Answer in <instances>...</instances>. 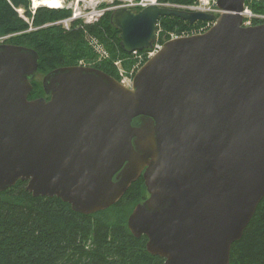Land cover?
<instances>
[{
	"label": "water",
	"instance_id": "1",
	"mask_svg": "<svg viewBox=\"0 0 264 264\" xmlns=\"http://www.w3.org/2000/svg\"><path fill=\"white\" fill-rule=\"evenodd\" d=\"M246 0L221 14L155 5L117 8L125 54L153 48L158 21L213 22L165 42L130 86L101 70L61 67L29 99L39 57L0 43V193L25 182L89 216L143 179L148 197L127 219L163 264H230L264 197V23L243 27Z\"/></svg>",
	"mask_w": 264,
	"mask_h": 264
},
{
	"label": "trees",
	"instance_id": "2",
	"mask_svg": "<svg viewBox=\"0 0 264 264\" xmlns=\"http://www.w3.org/2000/svg\"><path fill=\"white\" fill-rule=\"evenodd\" d=\"M172 6H189L195 0H160ZM254 14L264 15V1L248 5ZM23 10V16L19 11ZM71 10L38 8L30 11V0H0V37L4 44L33 49L39 57L37 75L92 61V41L107 58L92 68L121 80L114 65L121 61L126 70L136 62L120 46L118 31L105 13L97 23L73 21L68 29L55 25L70 18ZM263 23L253 21V26ZM52 26H48L51 25ZM205 22L189 24L173 16L158 21V40L190 35ZM94 54V55H93ZM136 55L135 57H137ZM29 99L45 97L41 81L32 82ZM26 183L18 181L0 193V264H163L147 253L145 236L135 238L127 228L133 208L146 197L142 178L135 181L122 199L110 208L85 216L75 213L59 199L32 197ZM230 264H264V197L245 228L241 239L232 244Z\"/></svg>",
	"mask_w": 264,
	"mask_h": 264
},
{
	"label": "built area",
	"instance_id": "3",
	"mask_svg": "<svg viewBox=\"0 0 264 264\" xmlns=\"http://www.w3.org/2000/svg\"><path fill=\"white\" fill-rule=\"evenodd\" d=\"M129 1V6L131 9H142L145 8L147 6H152V5H156V6H160V7H176L179 9H183V10H187V11H191V12H203V13H209V14H213V15H218L220 14V11L217 9L216 7V0H195L194 4L189 5V6H172L170 4H165V3H161L160 0H128ZM255 1H262V0H247L246 2V6L244 9V12L242 13L243 17L246 19L245 24H249L250 22H252L253 20H264V16L263 15H258V14H253L251 12V10L249 9V6L251 3L255 2ZM264 1V0H263ZM124 8H129V7H124ZM78 17L82 16V14H77ZM75 21L74 19H66L63 20L64 24H66V26L69 27V25L71 24V22ZM205 26L200 28L197 32L192 33V34H201L204 33L205 31H207L212 23L210 22H205ZM66 28V27H65ZM68 29V28H66ZM162 40H156L155 44L153 45V48L151 50H147V51H143V52H134L131 54L132 56V60L135 63V65L131 68L130 70V76H129V84H126L127 82V78H122V83L125 85H130L131 81H132V77L134 75V73L137 71V69L149 58H151L155 53H157L159 51V49L161 48V43ZM93 46L95 47L97 53L100 55V57L102 59H106L107 58V53L98 45L97 42L92 41ZM136 55H138L137 57H135ZM115 66L117 67V69H119L120 71V76L122 73V65H121V61H116L115 62Z\"/></svg>",
	"mask_w": 264,
	"mask_h": 264
},
{
	"label": "rangeland",
	"instance_id": "4",
	"mask_svg": "<svg viewBox=\"0 0 264 264\" xmlns=\"http://www.w3.org/2000/svg\"><path fill=\"white\" fill-rule=\"evenodd\" d=\"M34 2L38 3L39 5H43L41 4L39 1H35ZM33 1L30 0V11L32 12V14H34V12L38 9V8H48V9H56V10H61V9H69L71 10V16L70 19H74L76 21H79L81 23L84 24H89V23H97L99 21V19L105 14V13H111L113 10L117 9L118 7H129V1L128 0H59V5H57V7H47V6H39L37 8H34V4ZM49 3L50 0H45ZM138 1V0H136ZM54 2V0L52 1V3ZM138 10V9H135ZM19 13L21 14V16H23V10H20ZM77 14H82V16L78 17ZM24 17V16H23ZM24 19H26L24 17ZM244 21H246V19L244 18ZM252 24L251 22L247 25ZM48 25V26H52ZM55 25H62L63 28H68V26H66V24H64L63 21L55 23ZM54 26V25H53ZM7 38L4 37H0V43L4 42V40ZM89 47L92 49V51H94V59L92 61L89 62H84V61H80L79 65L82 66H86V67H92L95 64H99L101 61H103L104 59H102L100 57V55L97 53L95 47L93 46L92 42L89 45ZM106 51V50H105ZM122 73L120 76V71L118 69V75L119 78H127V82L126 84H129L128 80H129V76H130V70H126L125 68H121ZM43 75L39 76L37 75L36 80L38 82L42 81ZM42 85V84H41ZM125 85V84H124ZM131 85V84H130ZM146 197H148V194L146 193Z\"/></svg>",
	"mask_w": 264,
	"mask_h": 264
},
{
	"label": "bare ground",
	"instance_id": "5",
	"mask_svg": "<svg viewBox=\"0 0 264 264\" xmlns=\"http://www.w3.org/2000/svg\"><path fill=\"white\" fill-rule=\"evenodd\" d=\"M35 1H39L43 5H39L38 3L33 1L34 8H37L39 6L57 7V5H59V0H54L53 3H52L53 0H50L49 3L47 1H45V0H35Z\"/></svg>",
	"mask_w": 264,
	"mask_h": 264
}]
</instances>
